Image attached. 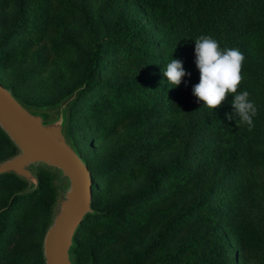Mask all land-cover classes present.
Wrapping results in <instances>:
<instances>
[{
    "label": "trees",
    "instance_id": "1",
    "mask_svg": "<svg viewBox=\"0 0 264 264\" xmlns=\"http://www.w3.org/2000/svg\"><path fill=\"white\" fill-rule=\"evenodd\" d=\"M112 1L115 17L107 23L98 12L96 26L73 0H16L18 22L0 41L4 66L19 57L48 65L70 47L80 48L85 70L78 78L82 89L75 108L88 103L82 113L98 135L131 130L135 144L129 149L130 159H144L153 149L163 150L185 139L179 157L155 171L144 191L88 216L75 239V263L146 264L155 246L138 252L134 248L161 223L162 242L181 243L164 264H236L253 253L264 260V236L243 231L231 239L222 227L227 187L238 167L228 164L218 143L244 136L247 126H237L234 110L210 109L197 102L192 94L199 83L196 63L177 57L185 43L200 35L212 36L221 49L238 48L227 41L237 19L247 12L251 20L264 21V0ZM7 6V0L0 1V8ZM67 26H75L77 35L68 32L61 38ZM236 34L247 58L242 66L244 81L264 84V28L247 23ZM85 35L88 43L80 47ZM172 59L181 61L186 72L178 86L163 75ZM101 71H110L112 77L97 80ZM173 114L180 116L173 120ZM71 128L67 135L77 142ZM205 140L215 145L214 152ZM0 143H8L1 132ZM196 143L202 145L198 159L192 153ZM92 177L94 194L98 176ZM39 181V190L0 208V264L5 253V257L11 254L10 264H30V259L42 264L39 244L12 254L17 237L21 241L34 233L38 220H48L54 193L46 175H40ZM24 184L13 174L0 176V191L20 190ZM218 193L223 196L218 198ZM92 203L94 208L101 206L94 196Z\"/></svg>",
    "mask_w": 264,
    "mask_h": 264
},
{
    "label": "rangeland",
    "instance_id": "2",
    "mask_svg": "<svg viewBox=\"0 0 264 264\" xmlns=\"http://www.w3.org/2000/svg\"><path fill=\"white\" fill-rule=\"evenodd\" d=\"M15 1L7 0L9 6L5 9L0 8V41L5 39L7 31L13 29L18 22V16L13 7ZM73 1L85 15L89 18L91 16L90 19L96 26H98L96 22L98 12L102 13L107 23L115 17V4L112 0ZM247 23L264 28V21L251 20L246 12L237 19L227 38L229 43H236L240 52L243 53L245 57L243 64L247 60L246 53L238 41L236 31ZM68 32H71L70 36L77 35L75 26H67L61 32L60 37L65 38ZM80 43V47H86L88 37L83 36ZM177 57L180 60L196 61L195 42L185 43ZM84 70L85 66L80 59V48L70 47L67 53L53 57L52 62L48 65L36 63L33 59L24 57H19L13 64L6 66L0 64V84L11 91L25 108L47 112L51 116L61 104L70 101L66 130L72 127L71 130L77 137V142H74L69 135H67V139L87 164L90 172L98 176L93 196L100 200L101 206L94 208L92 205V209L99 213L123 198L144 191L150 176L155 171L171 165L179 157L185 139L182 140L183 143L171 145L163 150L153 149L144 159H130L129 149L135 144L131 130L122 129L112 135H98L99 133L94 131L91 121L82 113V106L88 105V103L84 102L75 108V101L82 89V86L77 82ZM111 77L110 71H101L96 75L97 80L102 82ZM244 80L243 78L237 94L247 90L250 93V100L255 102L258 109V113L254 117L255 127L252 131H247L244 136L229 137L218 143L228 164L235 163V166L238 167L236 177L230 180L227 187L229 198L226 201L227 207L222 221V227L228 232L231 239L235 238L238 232L242 233L243 231L253 232L256 236H264V84L256 79ZM233 99V95L229 94L220 107L226 112L234 110ZM179 116V114H173V120ZM0 132L8 142L0 143V163H2L14 157L18 151L1 129ZM205 145L212 152L216 150L215 145L209 140H205ZM201 149L202 145L196 143L192 150L196 159L201 156ZM33 172L37 177L46 175L49 178V184L55 197L54 203L49 210L48 220H38L33 234L25 235L21 241L18 237H14L18 241L13 245L12 254L15 255L23 251L31 244H39L42 264H44L42 256L44 235L51 223V216L56 210L57 199L60 193L66 189L67 183L65 180H60L58 173L43 166L36 167ZM27 188L28 184L25 183L20 190L0 191V208L4 207L6 203L11 204L15 198H20L22 195L19 193ZM221 196H223L222 193H218V198ZM162 232L163 225L161 223L145 237L141 245L135 246V252L142 248L155 246L154 252L146 264H164L166 256L173 254L181 245L179 241L162 242ZM6 254H4L1 264H10L8 258L11 254L5 257ZM33 261L30 259L29 263L33 264ZM236 264H264V260L259 254L253 253L250 257L237 259Z\"/></svg>",
    "mask_w": 264,
    "mask_h": 264
},
{
    "label": "water",
    "instance_id": "3",
    "mask_svg": "<svg viewBox=\"0 0 264 264\" xmlns=\"http://www.w3.org/2000/svg\"><path fill=\"white\" fill-rule=\"evenodd\" d=\"M69 103L61 104L51 116L25 108L0 84V129L18 151L14 157L0 163V176L13 174L27 183L28 188L19 193L22 196L39 190V177L33 172L38 166L53 170L67 183L44 235V264H76L75 239L88 216L96 214L92 209V174L67 139Z\"/></svg>",
    "mask_w": 264,
    "mask_h": 264
},
{
    "label": "clouds",
    "instance_id": "4",
    "mask_svg": "<svg viewBox=\"0 0 264 264\" xmlns=\"http://www.w3.org/2000/svg\"><path fill=\"white\" fill-rule=\"evenodd\" d=\"M194 42L199 83L192 87V94L197 102L202 101L204 107L216 109L232 94V107L238 118L237 126L243 124L248 131H252L255 127L253 118L258 109L255 102L250 100L247 90L237 94L243 79V53L238 48L221 49L218 41L210 35H200ZM163 75L173 86H178L186 72L181 61L172 59L163 69ZM226 115L229 120L233 119L232 115Z\"/></svg>",
    "mask_w": 264,
    "mask_h": 264
}]
</instances>
